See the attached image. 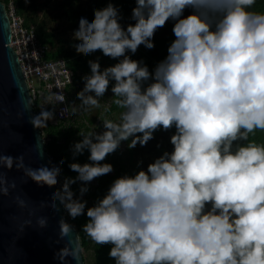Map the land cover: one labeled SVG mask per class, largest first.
Listing matches in <instances>:
<instances>
[{
  "label": "clouds",
  "instance_id": "1",
  "mask_svg": "<svg viewBox=\"0 0 264 264\" xmlns=\"http://www.w3.org/2000/svg\"><path fill=\"white\" fill-rule=\"evenodd\" d=\"M255 3L136 0V23L126 29L111 3L94 10L91 21L80 19L74 32L78 53L99 50L123 59L103 71L98 62L89 61L91 75L77 93L79 109H99L114 81L113 103L123 111L118 123L102 120V133L80 130L82 139L73 154L87 149L91 163L69 165L78 175L65 179L50 207L58 210L59 201L73 219L86 214L82 231L97 245L111 244L115 264H264V144L249 139L264 132V12L251 11ZM186 8L194 11L185 17ZM169 19L175 21V39L167 57L149 73L125 53H135L141 44L153 48L156 30ZM150 77L153 82L142 87ZM64 99L57 96L47 103ZM32 102L28 99L25 109ZM77 110L74 106L73 115ZM53 118L54 111L42 107L31 123L46 128ZM173 126L171 153L150 163L147 171L115 179L85 213L86 202L74 199L71 184H87L112 172L111 164L101 162L122 141L132 137L130 148L145 145L158 128ZM237 141L246 143L233 148ZM13 164V157L0 154V168ZM15 166L40 185L58 183V166L33 169L22 156ZM9 187L15 183L9 185L0 172V194L7 195ZM86 191L80 188L81 195ZM16 199L19 207H26L24 199ZM207 204L211 208L206 211ZM37 223L46 226V218ZM59 224L60 238L67 243L58 258L78 261L72 225L64 219Z\"/></svg>",
  "mask_w": 264,
  "mask_h": 264
},
{
  "label": "trees",
  "instance_id": "2",
  "mask_svg": "<svg viewBox=\"0 0 264 264\" xmlns=\"http://www.w3.org/2000/svg\"><path fill=\"white\" fill-rule=\"evenodd\" d=\"M1 1L7 4L9 0ZM12 1L16 5L19 13L24 17L25 24L33 25L38 39L48 46L46 56L51 58L63 57L67 60L68 65L75 72V82H78L84 75H91L89 61L98 62L100 64V70L103 71L105 68L114 66L120 59H123V57L113 59L105 56L99 50L88 55L78 53L74 45L80 43V41L74 38V32L78 29L81 18L91 21L94 19V10L103 9L111 3L118 10V21L122 28L126 29L129 24L134 25L136 23L132 17V11L137 6L136 0H29L28 3H25L24 0ZM250 10L264 12V0H256V3ZM174 39V33L159 34L155 32L152 38L154 44L153 48L149 49L141 44L135 53L127 51L125 55L132 60L140 62L141 66H146L149 73H154L156 66L167 57L168 48ZM152 82L153 80L150 77L148 81L143 83L142 87H146ZM114 83V81H110L109 86L112 88ZM111 98V104L107 107V112L112 113L116 110L122 112L123 109L118 108L113 103L116 98L113 97L112 91ZM44 109L53 111L52 105H48L44 107ZM41 110L38 102H35V114L38 115ZM80 130L88 132L90 128L82 122L75 126L72 125L69 121V117L60 120H49L47 121L46 128H40L41 135L44 138L49 163L51 167L58 166L60 168L58 179L61 182H64L65 179L68 178V175H78L70 169L69 165L71 163H91L89 160L90 152L87 149H85L82 154H73L74 144L82 139L78 134ZM168 130L171 133V137L176 132L175 126ZM249 139L256 143L264 144V132L257 131L254 135H250ZM130 142L131 138L125 141V152L128 153V155L124 158L127 162L131 160ZM243 143H246V141H237L234 143L233 148H235L237 144ZM115 153H118V148L113 153L109 154L101 163H108L113 166L119 165L120 169L116 175L112 176L106 174L95 178L93 182H88L87 184L76 181L70 185L72 192L76 196L80 194L81 187H87L85 198L88 204H86L85 213L88 207L94 206L106 195L115 179L123 177L122 172L126 171L128 174L127 176H131L129 173L130 171L125 168L123 164L115 163ZM66 216L77 230L81 250L89 251L92 264H115L114 258L109 256L112 245H97L82 231L83 225L88 222L86 214L73 219L66 211Z\"/></svg>",
  "mask_w": 264,
  "mask_h": 264
},
{
  "label": "water",
  "instance_id": "3",
  "mask_svg": "<svg viewBox=\"0 0 264 264\" xmlns=\"http://www.w3.org/2000/svg\"><path fill=\"white\" fill-rule=\"evenodd\" d=\"M9 40V21L0 0V154L14 158L13 167L0 168V172L9 185L15 183L7 195L0 194V264H83L77 230L63 205L57 201L58 210L50 207L57 184L40 185L15 166V159L22 156L28 167L52 168L40 128L31 123L36 116L33 102L24 107L31 97ZM17 197L26 201V207H19ZM39 217L46 218V226L37 223ZM61 219L73 227L71 239L73 243L76 239L78 261L70 256L65 261L58 258L67 243L59 235Z\"/></svg>",
  "mask_w": 264,
  "mask_h": 264
},
{
  "label": "built area",
  "instance_id": "4",
  "mask_svg": "<svg viewBox=\"0 0 264 264\" xmlns=\"http://www.w3.org/2000/svg\"><path fill=\"white\" fill-rule=\"evenodd\" d=\"M9 21V44L16 53L20 70L26 82L33 106L38 102L40 110L63 96L62 103L52 105L54 120L66 119L70 115L69 92L76 86L75 72L63 57H47L48 46L42 43L33 25H26L12 0L4 4Z\"/></svg>",
  "mask_w": 264,
  "mask_h": 264
},
{
  "label": "rangeland",
  "instance_id": "5",
  "mask_svg": "<svg viewBox=\"0 0 264 264\" xmlns=\"http://www.w3.org/2000/svg\"><path fill=\"white\" fill-rule=\"evenodd\" d=\"M194 10L192 8H186L183 12V16H187L191 14ZM175 21L171 20L169 24L164 25L163 27H160L156 30L159 34H170L173 32V26ZM88 75H84L80 78L78 82H76V86L69 92V105L71 106L70 115H69V121L72 125H77L79 123H83L86 126H89L90 131L95 130L98 133H102L105 129L103 127V119L108 118L112 119L114 122H119L120 113L121 111L116 110L112 113H108L105 111L107 107L111 104V86H109L108 90L106 91L105 95L100 98V104L101 107L99 109H91L90 111H83L82 109H79V99L77 98V93L80 92L85 85L84 77ZM77 107V112L75 115H73V107ZM138 135V134H137ZM132 139V137H130ZM125 142H121L118 147V153L114 154V160L117 164H123L126 167H129L125 159L126 154L123 152L125 151ZM174 145L171 143V133L169 130H164L163 128H158L153 133V138L150 139L145 145H141L140 143H137L135 147L131 148L132 152V158L131 161L135 165V168L133 169L135 173L137 174L140 170L147 171L148 165L150 163L155 162L156 159L161 157L165 152L171 153L173 151ZM112 165V164H111ZM113 168V165H112ZM114 170V168H113ZM110 172L108 175L113 173ZM76 176L74 175H68V178L75 179ZM78 182H81L79 180H76ZM92 180L91 182H93ZM64 182H61L58 179L57 187L58 189H61ZM74 199L81 200L83 202H86L88 204V201L85 198V193L81 195V193L76 196L74 194ZM211 208V204L206 205V211ZM82 256H83V264H92L91 261V255L89 251L81 250Z\"/></svg>",
  "mask_w": 264,
  "mask_h": 264
},
{
  "label": "flooded vegetation",
  "instance_id": "6",
  "mask_svg": "<svg viewBox=\"0 0 264 264\" xmlns=\"http://www.w3.org/2000/svg\"><path fill=\"white\" fill-rule=\"evenodd\" d=\"M170 21H171V19H169V21L165 24V25H167V24H169L170 23ZM173 33V32H172ZM123 142H125V141H123ZM126 151V150H125ZM123 152L124 154H126V155H128V153H126V152ZM125 155V156H126ZM130 155H131V158H132V152L130 153ZM123 159H125V158H123ZM125 162H126V164L129 166V167H126V166H124L125 168H127L130 172V174H131V176H134L136 173H135V171L133 170L134 168H135V165L132 163V161L130 160L129 162H127L126 160H125ZM113 168H114V170H113V173L112 174H110V175H116L117 173H118V171H119V165H117V166H113ZM122 175L123 176H127L128 174L126 173V171H124V172H122Z\"/></svg>",
  "mask_w": 264,
  "mask_h": 264
}]
</instances>
